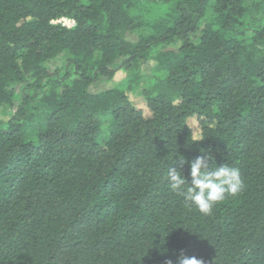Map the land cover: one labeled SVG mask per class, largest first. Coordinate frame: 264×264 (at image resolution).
<instances>
[{
    "label": "trees",
    "instance_id": "16d2710c",
    "mask_svg": "<svg viewBox=\"0 0 264 264\" xmlns=\"http://www.w3.org/2000/svg\"><path fill=\"white\" fill-rule=\"evenodd\" d=\"M157 2L0 0V264H264V26ZM202 152L244 185L210 215L165 179Z\"/></svg>",
    "mask_w": 264,
    "mask_h": 264
},
{
    "label": "clouds",
    "instance_id": "9594fccd",
    "mask_svg": "<svg viewBox=\"0 0 264 264\" xmlns=\"http://www.w3.org/2000/svg\"><path fill=\"white\" fill-rule=\"evenodd\" d=\"M141 7L147 10L146 19L151 21L164 18L171 12L173 5L165 0H159L157 3ZM177 160L178 165L176 163L167 169L165 177L167 186L172 192L180 194L190 206H194L203 215H210L216 204L243 190L240 170L230 163L217 166L210 154L202 152L201 155L188 162L189 184L180 170L185 164V160L183 157H179ZM179 264H203V261L196 257L181 256Z\"/></svg>",
    "mask_w": 264,
    "mask_h": 264
},
{
    "label": "rangeland",
    "instance_id": "374dc122",
    "mask_svg": "<svg viewBox=\"0 0 264 264\" xmlns=\"http://www.w3.org/2000/svg\"><path fill=\"white\" fill-rule=\"evenodd\" d=\"M241 1L243 2L245 10H246V20L248 21V23L254 28L264 26V0H241ZM67 26H70L71 28L72 24L68 22L66 23V27ZM139 35H140V32H137V31L133 32L131 35H129L128 39L132 42L137 41ZM63 60L64 58L51 61L46 64V68H48L49 70H54L56 67L61 66V62ZM151 66H152V63L144 67L145 76L150 74ZM124 79H125V74L120 71L115 75L113 81H106V80L101 81L96 86H93L92 88H90V92L99 93L102 91L115 88L116 86H121ZM133 98L140 104L141 108H144L142 104V97L139 96V94H135ZM5 112L11 113L12 109H7Z\"/></svg>",
    "mask_w": 264,
    "mask_h": 264
},
{
    "label": "built area",
    "instance_id": "2783aa9c",
    "mask_svg": "<svg viewBox=\"0 0 264 264\" xmlns=\"http://www.w3.org/2000/svg\"><path fill=\"white\" fill-rule=\"evenodd\" d=\"M68 22L70 24H72V26H74V22L73 21L66 20V19H61V20L57 21L56 24H61L62 26L66 27V23H68ZM67 28H70V26H67Z\"/></svg>",
    "mask_w": 264,
    "mask_h": 264
}]
</instances>
